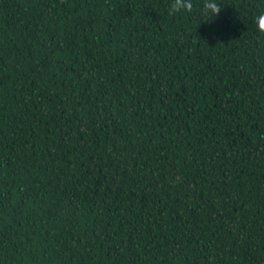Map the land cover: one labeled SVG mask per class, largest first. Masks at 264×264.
<instances>
[{"label": "trees", "instance_id": "16d2710c", "mask_svg": "<svg viewBox=\"0 0 264 264\" xmlns=\"http://www.w3.org/2000/svg\"><path fill=\"white\" fill-rule=\"evenodd\" d=\"M0 0V264H264V0Z\"/></svg>", "mask_w": 264, "mask_h": 264}, {"label": "clouds", "instance_id": "9594fccd", "mask_svg": "<svg viewBox=\"0 0 264 264\" xmlns=\"http://www.w3.org/2000/svg\"><path fill=\"white\" fill-rule=\"evenodd\" d=\"M194 8V0H171L169 14L179 12H192ZM201 13L210 19L218 17L221 12L219 0H202L200 5ZM254 23L260 33H264V11L256 15Z\"/></svg>", "mask_w": 264, "mask_h": 264}]
</instances>
